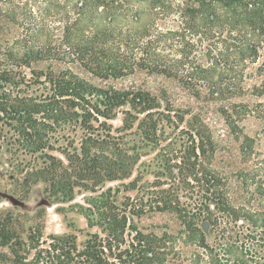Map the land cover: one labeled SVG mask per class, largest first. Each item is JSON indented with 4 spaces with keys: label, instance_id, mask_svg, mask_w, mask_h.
Returning <instances> with one entry per match:
<instances>
[{
    "label": "trees",
    "instance_id": "1",
    "mask_svg": "<svg viewBox=\"0 0 264 264\" xmlns=\"http://www.w3.org/2000/svg\"><path fill=\"white\" fill-rule=\"evenodd\" d=\"M74 13L62 26L63 13L49 14L57 25L48 47L21 53L0 36V133L13 130L20 146L41 154L44 161L23 181L29 188L44 182L49 202L73 200L78 187L93 192L76 206L97 230L83 242L74 233L43 238L39 227L24 238L12 219L0 218V247L10 250L3 264H264V152L256 144L264 135V0H77ZM46 55L79 63L104 80L136 69L178 79L190 95L218 103L229 129L242 134V166L229 174L214 168L208 156L219 143L205 113L171 99L164 105L148 89L97 85L71 69L51 68L48 92L30 93L34 79L24 67ZM120 112L122 130L136 127V136L113 132L109 121ZM249 116L261 124L255 137L243 133L241 121ZM164 121H186L189 134L178 162L165 163L176 184L167 188L160 179L166 173L143 183L141 168ZM118 180L120 186L103 189ZM121 186L137 194L121 200ZM165 210L180 220L177 231L139 226L137 218Z\"/></svg>",
    "mask_w": 264,
    "mask_h": 264
},
{
    "label": "rangeland",
    "instance_id": "2",
    "mask_svg": "<svg viewBox=\"0 0 264 264\" xmlns=\"http://www.w3.org/2000/svg\"><path fill=\"white\" fill-rule=\"evenodd\" d=\"M1 1V0H0ZM77 0H12L6 6L0 5V36L2 40L9 43L15 42V48L21 53L27 47L33 46L38 50L41 46L48 47V37L52 36V27L57 25L50 19L49 14L60 15L63 13L64 18L61 26L70 23L76 17L74 10ZM72 13L71 18H66V13ZM48 23L50 28L48 27ZM55 32V31H54ZM61 33V30L57 32ZM205 40V37H202ZM205 44L208 42L204 41ZM204 59V57L202 55ZM71 69L80 77L89 80L90 82L110 86L114 85L117 88H141L148 89L152 93L159 95L163 100L164 105L166 99L174 101L178 107L185 109H193L195 111H203L205 113V120L209 123L213 131L214 137L219 143V148L214 156L210 158L213 167L219 169L224 173H233L240 166H242V159L240 158V143L242 140L241 133L232 132L227 126L224 117L217 111L216 102L208 99H197L190 95L183 87L178 79L168 77L164 74L150 72L145 69H136L133 73L125 75L121 78L101 79L90 72L86 67L79 63H66L60 60L48 59V55L36 58L30 62V66H25L28 77L33 76V83L28 91L35 95H41L48 92V83L46 80V73L48 69ZM34 70V71H33ZM38 81V82H36ZM240 99V98H239ZM123 114L120 112L115 119L109 122L113 125V132L115 134L128 132L131 136H136V127L132 130H122ZM190 116L188 115L187 118ZM1 123V122H0ZM98 123L95 122V125ZM164 126L161 129V140L155 147L149 146L146 148L147 152L142 157L141 161H146L141 168L146 169L142 182L154 181V175L159 172L167 170L165 163L168 158L173 159L176 154L181 153V149L188 146L189 134L187 133V122L178 123L175 126L173 123L167 121L163 122ZM243 125V133L251 137L257 136L260 130V121L255 117L249 116L241 121ZM13 130L4 131L0 133V218H10L15 227L24 238L27 237L31 227L42 228L43 238L51 233L64 234L74 233L77 235L78 242H83L86 239L87 232L96 231L97 228H89L86 217L77 210V204H84L85 199L94 194L89 190L81 187L76 188L75 197L68 202L51 203L44 196V182H38L32 187H28L23 181L27 170L33 166H39L44 161L40 153H33L22 146L17 138L12 134ZM78 141V140H77ZM190 143V142H189ZM257 147L264 152V135L261 136V141L256 140ZM48 151V148L46 149ZM57 155L60 153L54 152ZM206 160V164L208 163ZM178 162V159L170 160L173 165ZM140 163V162H139ZM136 164V168L139 165ZM134 174L125 179L128 183L135 175ZM177 167H173L170 171L174 173ZM167 172L160 178L165 183L164 188L169 187L174 182L170 180V175ZM234 194L239 197L240 189L239 182L233 175L231 178ZM168 181V183H167ZM141 182V183H142ZM122 181H107L104 188L109 186L114 188L120 186ZM177 190V188L175 187ZM179 190V192H181ZM137 194L135 190H125L124 186L120 187L119 197L121 200L126 195L134 197ZM264 203V198L262 199ZM139 226L144 231H153L157 234H162L164 231L175 232L180 227V220L177 215L170 210L153 211L137 218ZM10 252L8 247H0V264H3L2 258L5 254Z\"/></svg>",
    "mask_w": 264,
    "mask_h": 264
}]
</instances>
